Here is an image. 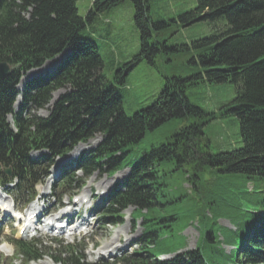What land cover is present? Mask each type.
<instances>
[{"label": "trees", "instance_id": "16d2710c", "mask_svg": "<svg viewBox=\"0 0 264 264\" xmlns=\"http://www.w3.org/2000/svg\"><path fill=\"white\" fill-rule=\"evenodd\" d=\"M123 1L93 0L84 17L78 12L77 0H0V61L7 60L13 66L11 75L0 81V183L10 180L2 171L3 167L10 166L13 177L19 179L14 190L23 189V185L34 186L46 173L45 169L41 170V164L53 162L54 157L72 150L79 142L102 134L101 142L84 151L75 164L86 177L97 170L115 173L130 166L129 174L112 190L102 218L105 223L118 224L122 222L123 211L130 206L136 207V219L143 218L141 251L120 263L210 264L203 251L207 249L231 264H264V217L245 210L247 204H252L264 212V197L259 195L264 192V0H196L193 9L181 13L183 26L200 18L215 22L209 35L191 43L194 54L190 62L201 69L187 77H166L152 104L132 115L125 112L117 85L108 81L103 73L104 60L98 44L80 34L87 20ZM131 1L135 24L141 32V50L131 61L116 68L114 79L119 85L126 83L127 75L140 60L153 62L158 52L169 50L164 42L150 41V24L155 28L167 25L150 17V0ZM191 47L182 44L180 51ZM68 48L70 53L53 73L26 83L22 103L15 112L17 86L22 76ZM205 80L212 84L231 82L235 85V98L222 114L239 119L241 145L237 148L210 151V140L203 126L217 114L206 113L192 104L186 94L189 86ZM67 87L68 91L54 103L48 116L29 113L30 107H45L54 91ZM9 114L14 116L13 127L7 119ZM207 116L209 119H204ZM184 117H198L200 121L188 123L166 142L152 147L130 164L132 145L149 131ZM37 149H47L49 154L33 159L30 152ZM165 162L172 166L163 170ZM206 170L253 180L247 203L237 202V195L225 200L218 196L214 184L211 189L207 185L208 200L198 211L204 231L200 233L197 247L176 253L167 260L157 259L159 253L153 248L158 247L160 230L172 229L173 224L155 229L153 226L179 219L176 215L162 219L156 214L158 207L163 206L162 197L167 196L165 177L172 171L183 172L192 192L201 193L209 172ZM64 177L67 183L74 178L70 172ZM220 218H227L236 226L234 235L223 240L225 244L236 245L229 253L224 251L216 230ZM15 243L27 262L48 253L62 264H92L86 261L83 250L77 245L62 246L54 252L33 243Z\"/></svg>", "mask_w": 264, "mask_h": 264}, {"label": "rangeland", "instance_id": "374dc122", "mask_svg": "<svg viewBox=\"0 0 264 264\" xmlns=\"http://www.w3.org/2000/svg\"><path fill=\"white\" fill-rule=\"evenodd\" d=\"M93 0H77L78 12L86 16L91 8ZM196 6V0H150L149 15L155 21H165L167 25L161 28H155L150 24L152 35L150 41L164 42L168 51L158 52L153 62L147 59L140 60L127 75V81L124 85L116 83L114 76L116 68L124 62L131 61L141 50V32L135 24V9L131 0H125L116 6L97 13L94 18L87 20L86 26L80 31L84 37L91 38L98 44L99 51L103 57V73L108 81L114 83L119 88L123 96L124 110L132 115L139 109L145 108L160 94L166 77L173 75L190 76L201 68L190 62L194 54L191 47L193 40L209 35L215 26V22L209 19L200 18L199 20L183 26L184 22L179 15L189 11ZM200 16V14H197ZM187 44L191 48H184L180 51V46ZM179 51H174L173 49ZM65 53L61 56L64 57ZM60 56V57H61ZM60 57L47 61L42 67L34 68L24 74L19 87H22L27 80L43 74L45 71L53 70ZM68 91L67 88H61L54 92L53 100L43 108L29 109L30 113L41 116H48L51 113L54 102L58 97ZM186 94L190 102L206 113L214 112L217 117L207 122L203 129L210 140V151L219 152L232 150L241 145L239 119L234 115H225L222 112L235 98V85L231 82L209 83L201 81L196 85L189 86ZM16 104V109H17ZM11 116L8 119L11 121ZM207 116L204 119H209ZM200 121L198 117L177 118L166 122L161 127L149 131L141 141L130 147V164L139 160L141 156L154 146H159L176 131L190 122ZM102 135H96L87 143H79L65 157H56L54 163L49 168V176L36 187L39 194L45 195L52 193L56 198L64 203L70 197L88 194L92 197V207L101 202L99 192H110L118 180H122L129 169L124 168L115 174L109 170H98L89 178H85L81 171H78L77 180L74 177L72 183L63 186V174L67 170H75L73 161L79 157L84 150H89L98 145ZM35 152H33L34 154ZM35 153L34 156H37ZM170 163H163L162 169L171 167ZM206 180H203L202 191L192 192L191 187L185 179L183 172L172 171L165 179L168 181L167 196L162 197V207H158L156 214L158 218L167 219L169 216L176 215L179 219L162 221L153 226L157 228L165 224H173V228H163L160 230V241L158 247L153 248L156 253L173 255L182 250L195 248L199 239V231H204V227L199 224V209H202L208 200L206 187L215 186L218 196L227 200L228 196L237 195V202L247 203V195L254 186L253 180H247L243 176H225L218 173H211L206 170ZM85 184V185H84ZM63 186V187H62ZM89 190H91L89 192ZM52 195V196H53ZM264 197V192L259 194ZM9 195L0 190V203L10 201ZM59 197V198H58ZM52 200V197H49ZM32 202L30 205H33ZM30 205L28 207H30ZM247 206H254L247 204ZM255 207V206H254ZM98 210V211H97ZM133 207L125 211V222L118 225H103L100 221L102 210L96 209L91 215L81 211V217L87 220L89 232L80 236L67 237L66 242H78L80 247L84 248V254L89 262H99L105 259L112 264L118 260L129 257L134 251H140L139 239L143 234V224L141 219H133L131 212ZM87 216V217H86ZM236 223V222H235ZM151 225V224H149ZM233 225V226H232ZM230 224L225 219L219 220L216 225L217 233L223 238H229L234 235V224ZM119 230L120 236L116 231ZM83 238V239H82ZM108 241H112L113 246L109 248L104 246ZM203 242V239H202ZM224 241H222L223 246ZM55 247V246H54ZM224 251L229 252L232 247L224 245ZM206 259L210 264H231L227 259L222 258L217 253L204 249ZM163 258H167L164 257ZM10 260H7L9 263ZM44 264H56L51 258L46 257ZM12 264V263H9ZM14 264H22L21 261H15ZM36 264H43L41 262Z\"/></svg>", "mask_w": 264, "mask_h": 264}, {"label": "water", "instance_id": "95a60500", "mask_svg": "<svg viewBox=\"0 0 264 264\" xmlns=\"http://www.w3.org/2000/svg\"><path fill=\"white\" fill-rule=\"evenodd\" d=\"M11 73V66L7 61L0 63V79L7 77Z\"/></svg>", "mask_w": 264, "mask_h": 264}, {"label": "bare ground", "instance_id": "6f19581e", "mask_svg": "<svg viewBox=\"0 0 264 264\" xmlns=\"http://www.w3.org/2000/svg\"><path fill=\"white\" fill-rule=\"evenodd\" d=\"M90 191H91V190H89V192H90ZM33 211H34V210H33ZM116 233H117L118 236H120L119 230L116 231ZM111 245L113 246L112 241H108V242L106 243V245L104 246V248H105V247L109 248ZM46 263H47V262H46Z\"/></svg>", "mask_w": 264, "mask_h": 264}]
</instances>
